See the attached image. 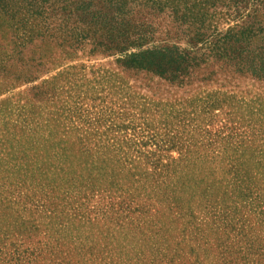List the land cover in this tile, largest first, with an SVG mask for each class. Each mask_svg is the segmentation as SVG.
I'll use <instances>...</instances> for the list:
<instances>
[{"label": "rangeland", "instance_id": "rangeland-1", "mask_svg": "<svg viewBox=\"0 0 264 264\" xmlns=\"http://www.w3.org/2000/svg\"><path fill=\"white\" fill-rule=\"evenodd\" d=\"M59 43L0 16V264H264V79Z\"/></svg>", "mask_w": 264, "mask_h": 264}, {"label": "trees", "instance_id": "trees-1", "mask_svg": "<svg viewBox=\"0 0 264 264\" xmlns=\"http://www.w3.org/2000/svg\"><path fill=\"white\" fill-rule=\"evenodd\" d=\"M222 12L235 22L224 30L214 21ZM161 15L175 42L146 45L157 32L149 17ZM0 16L26 38L47 34L69 48L87 41L125 69L178 84L208 59L264 79V0H0Z\"/></svg>", "mask_w": 264, "mask_h": 264}]
</instances>
